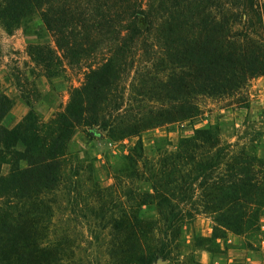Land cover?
<instances>
[{
  "label": "trees",
  "instance_id": "16d2710c",
  "mask_svg": "<svg viewBox=\"0 0 264 264\" xmlns=\"http://www.w3.org/2000/svg\"><path fill=\"white\" fill-rule=\"evenodd\" d=\"M35 19L41 28L31 32ZM0 25L51 34L54 45H28L48 79L65 65L84 69L47 121L29 104L22 121L5 126L13 102L0 91V264L73 263L74 251L63 246L68 229L57 230L54 217L60 187L71 195L78 181L71 158L80 162V151L68 144L79 127L101 129L111 141L137 138L113 166L109 204L93 210L89 224L93 234L108 230L109 264H200L194 250L221 252L217 238L225 231L259 233L262 124L247 118L228 133L210 123L175 149L157 139L152 155L141 133L193 118L200 96L235 95L264 77V0H0ZM199 214L212 217L215 232L195 235L189 246L183 225Z\"/></svg>",
  "mask_w": 264,
  "mask_h": 264
},
{
  "label": "rangeland",
  "instance_id": "374dc122",
  "mask_svg": "<svg viewBox=\"0 0 264 264\" xmlns=\"http://www.w3.org/2000/svg\"><path fill=\"white\" fill-rule=\"evenodd\" d=\"M37 21L35 19L30 23L31 32L34 28H41ZM24 29L21 26L7 32L0 25V91L4 90L13 102L3 119V124L9 128L22 121L30 105L36 110L41 121H47L55 112L64 108L69 98L70 87L79 85L84 78V69L77 65H65L66 70L63 75L51 79L45 77L44 69L30 58L28 45L31 42L54 45L53 38L49 32L41 31L36 36L33 33L27 34ZM198 103L201 111L193 118L144 130L141 138L147 154L154 153L151 150L159 138H165L164 143L170 149H175L179 138L191 135L195 128L219 122L226 132L231 133L235 129L242 130L243 122L247 118L262 124L259 129L263 131L264 141L263 76L253 77L240 93L224 97L204 95L198 98ZM89 131L92 132V136L88 135ZM136 140L134 136H127L120 141H111L105 131L90 127H79L70 140L68 149L80 151V162L71 158V163L74 164L71 170L72 181H78L71 184V188H75L71 195L67 194L68 189L65 190V186L60 187L56 196L58 201L54 219L57 230L68 229L69 237L63 246L74 251L75 258L72 264H109L108 230L95 228L97 233L93 234L89 224L93 226L91 222L94 217L93 210L102 202L109 204L110 194L112 189H115L114 185L117 181L114 178L113 166L123 154L128 152ZM18 147L23 149L22 144ZM84 150H87L88 154H85ZM3 168L4 171L7 170L6 165ZM76 168L79 170L77 171ZM67 172L70 173V169ZM99 187L103 189L100 192ZM146 210L149 213L154 212L151 207ZM213 224L209 214H199L193 221L186 222L183 225L185 243L192 245L195 235L213 236L215 232ZM259 224L258 234H236L225 231L224 238H217L221 252L211 253L198 248L194 250L195 259L200 264H263L264 211ZM218 233L222 234V230ZM231 247L236 248V252H228ZM190 251L189 247L186 253ZM232 257L235 260H231ZM195 261L187 259L174 264H196ZM157 262L163 264L166 261L159 259Z\"/></svg>",
  "mask_w": 264,
  "mask_h": 264
},
{
  "label": "crops",
  "instance_id": "0c3cea01",
  "mask_svg": "<svg viewBox=\"0 0 264 264\" xmlns=\"http://www.w3.org/2000/svg\"><path fill=\"white\" fill-rule=\"evenodd\" d=\"M236 250H237L236 248L231 247V248H229V251L228 252L231 251V253H234V252H236ZM233 259L235 260V258L232 257L231 260H233Z\"/></svg>",
  "mask_w": 264,
  "mask_h": 264
},
{
  "label": "water",
  "instance_id": "95a60500",
  "mask_svg": "<svg viewBox=\"0 0 264 264\" xmlns=\"http://www.w3.org/2000/svg\"><path fill=\"white\" fill-rule=\"evenodd\" d=\"M153 264H162V263H160V262H155V263H153Z\"/></svg>",
  "mask_w": 264,
  "mask_h": 264
}]
</instances>
